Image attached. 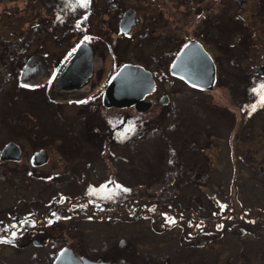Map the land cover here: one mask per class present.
<instances>
[{
    "label": "flooded vegetation",
    "instance_id": "obj_1",
    "mask_svg": "<svg viewBox=\"0 0 264 264\" xmlns=\"http://www.w3.org/2000/svg\"><path fill=\"white\" fill-rule=\"evenodd\" d=\"M64 1L80 2L77 7H59L62 14H56L61 19L64 16L68 30L76 27L80 31L79 40L54 58L51 69L48 65V73H45L46 67H42L47 56L39 51L31 52L26 58L18 55L20 58L14 63L17 66L15 69L8 67L9 73L14 74L17 82L25 83L27 88L37 86L38 90L53 97L55 105H62V101L77 102L87 110L97 99L99 112L107 113L106 116L100 115L107 127L104 130L97 124L94 130L100 134L98 142L109 150L108 154L116 162L123 155L113 146L128 143L135 149L136 141L144 140L141 137L146 138L148 134H156L155 130L159 129L161 136L153 139L162 138L167 146V167L158 173L164 181L158 185L137 183L129 178L132 171L122 175L115 164L108 162L105 163L104 175L99 177L96 176V170H99L91 160L87 161L88 171L79 169L75 177L68 164L63 171L58 169L60 162L67 160L62 154L55 156L45 147L25 151L18 140H6L0 146V183H7L5 190L0 192V264H264V195L259 194L261 190L256 187L253 189L255 198L249 199L238 181L240 165L245 163L253 167L245 175L250 178L256 176L255 183L264 185V158L243 152L246 149L240 148L243 139L255 141L250 137L256 135L255 124H232L226 141L232 168L228 184H225L220 183L213 173L206 175L204 169L188 168L182 175L183 170L178 167L182 155L167 132L168 124H164L162 119L165 113H180L181 108L172 89L174 83L181 82L202 93L218 86V60L206 39L210 27L222 24L229 15L232 20L246 24L252 16L258 15L262 3L257 9H252L244 5L249 0H143V4H149L146 8L135 0L130 3L107 0V14L113 20L116 18V27L109 25L101 32L95 30L93 20H89L99 10L102 13L99 0H88L86 4L84 0ZM250 9V14L243 12ZM67 12L73 13L68 15ZM126 13L128 19L123 25ZM73 17H78V22L71 20ZM69 34L67 37L70 38L76 35ZM57 35L61 37L63 34ZM120 39H126V49L133 55L123 57ZM196 42L203 45L215 66L211 88L192 84L173 72L182 51ZM81 44L89 45L91 54V72L87 61L85 68L83 64L80 68L86 72L88 81L83 87H60L58 79ZM136 51L143 52L138 54ZM126 64L143 66L153 80L149 83L145 99H142L146 104H138L141 109L136 103L107 105L104 101L108 85ZM263 66L264 61L256 64L250 76L247 75L252 81L251 95L258 98L255 107L261 106L259 100L264 101V70H259ZM41 74L45 76L39 77ZM199 75L201 79L205 76L204 72ZM167 82L170 83L169 88L165 87ZM228 108L231 110V105ZM246 111L245 105H239L243 117ZM250 113L253 114L252 109ZM151 124L153 131H149ZM87 129L91 130L89 124ZM193 141V150L205 156V142L198 144V139ZM67 144L72 153L73 146L70 141ZM125 158L130 162L128 157ZM136 183L140 185L136 186ZM8 192L14 195L12 199H9ZM44 192H47V197L40 195ZM61 199L65 200L62 202ZM49 203L54 204L50 206ZM64 204L66 206L61 208L65 216L57 218L59 212L57 214L55 208ZM84 223H98L101 231L88 235H93L94 240H89L85 233L84 237L78 230ZM65 224L67 228L64 231H54L56 226ZM130 225L137 232H132L131 236L124 235L121 231ZM149 226L157 234L174 232L177 241L160 249L149 247L140 250L135 241L140 236L142 238ZM72 227L74 231H71ZM109 227L112 231L106 232ZM142 228L144 231L140 232ZM95 235H98L97 239ZM137 251L139 259L133 254Z\"/></svg>",
    "mask_w": 264,
    "mask_h": 264
},
{
    "label": "rangeland",
    "instance_id": "obj_2",
    "mask_svg": "<svg viewBox=\"0 0 264 264\" xmlns=\"http://www.w3.org/2000/svg\"><path fill=\"white\" fill-rule=\"evenodd\" d=\"M131 1L133 0H123L126 3ZM135 1H138V4L141 2L142 6L149 8V4L146 2L142 3L143 0ZM77 3L79 4L80 2L64 0H0V141H3L0 146L6 140L13 138L23 144L25 151H34V149L45 147L49 149V153L51 152L55 156L60 157V154H62L67 160L64 163L60 162L58 169L63 171L68 164L71 166L75 177H77L76 171L79 169L80 171H88L87 161L91 160L93 161V166L99 170V172L96 170V176L104 175L105 163L108 162L115 164L114 167L122 175L132 171L133 175L130 174L129 178L134 179L137 183L161 184L164 178L160 177L158 173L159 170L163 171L167 167L166 158L168 157V152L162 138H158L160 141L153 139L155 136H161L159 129L155 130L156 134H148L146 138L141 137L144 140L136 141L135 149L128 143H120L118 146H116L117 144L113 146L123 155L119 156L117 163L108 154L109 150L107 148L104 149V146L98 142L100 134L94 130L97 124L102 126L104 130L107 127V124L104 123L105 119L100 116H106L107 113L104 112L103 115L102 112H99L96 106L97 99L90 104V107L88 106L89 108L87 107V110L77 102L65 103V101H62V105H55L53 97L42 92V90H38L37 86L27 88L25 83L17 82L14 74L9 73L8 67L15 69L17 66L14 63L16 59L20 58L18 55L26 58L34 51L42 52L47 56L43 59L44 65L42 67L45 66V73H48V65L51 69L55 62L53 61L54 58L64 48L74 43L75 40H79L77 37L80 35V31L76 27L68 30L65 27L67 23L64 22V16L62 15L63 18L61 19L60 15H56L61 13L60 8L77 7ZM260 3L262 4L259 6ZM98 5H102V13L99 10L96 14L94 13L89 17V20H93L94 29L104 32L109 25L116 27V18L113 20L107 14L109 5L107 0H99ZM244 5L248 8L253 7L252 9H257L259 6L258 15L252 16L246 24L235 21L237 19L232 20L229 15V17H225L222 24L211 26L209 35L206 38L209 44L208 47L210 46L211 48H209L213 49L218 60L220 68L218 86L202 93L181 82L173 84L172 89L174 97L181 108L180 113L177 114L178 116L173 114L175 113L174 111L165 113L162 119L164 124H168L167 132L173 137L174 144L182 155L178 165L183 170L182 175L185 174V170L188 168L204 169L206 170V175L213 173L216 178L220 179V183L228 184L232 166L230 156H227L228 146L226 141L232 124H255L254 131L256 135L250 136L254 137L255 141L243 139L240 148L241 150L246 149L243 152L257 154L264 158V101H258V104L261 105L258 107L261 108L257 111L258 107H255V103H257L258 98L251 95L250 86L252 81L251 79L248 80L249 78L247 77V75L250 76L251 70L253 72L256 64L264 61V19L260 16L264 14V0H249ZM237 6L240 7V4L237 3ZM234 9L236 8L233 7ZM243 12L250 14L251 9ZM70 13L73 12H67L68 15H71ZM71 20L77 21L78 17H73ZM103 20H105V23ZM200 27H202L201 23ZM68 33H71L69 35L76 33V35L70 38L67 37ZM57 34L63 35L59 37ZM120 50L124 53V58H127L128 55H133L132 51L126 49V39H120ZM136 52L140 53L139 51ZM42 53L40 54L43 58L44 55ZM137 57L140 56L137 55ZM6 60L11 62L8 64L6 62L5 64ZM43 76L45 74H41L39 77ZM162 82L164 83V81ZM169 85L170 83L167 82L165 87L169 88ZM249 94L251 98H249ZM241 104L245 105V109H247L244 113L245 117L239 112V105ZM228 105H231V110ZM251 109L252 115H250ZM87 124L90 125L91 130L87 129ZM151 126L152 129L149 131L154 130L152 124ZM147 129L148 126L143 131V134H145ZM137 132L140 133L138 126ZM202 138L206 141H203ZM194 139H198V144L205 142L207 146L205 156L202 153L198 154L191 147L194 145ZM69 141L73 146L72 153L67 148L68 144L65 145ZM125 157H128L130 162H127ZM70 160L72 161L69 162ZM81 166L86 167L82 168ZM256 167L258 168V165ZM251 169H253L251 165L241 164L239 172L241 175L238 181L243 186L244 195L249 199H254L253 189L257 187L258 190H261L259 194L262 193L264 195V185L260 186V183H255L256 176L250 178L245 175ZM92 173L95 174L94 172ZM63 181H67V179ZM77 182L76 179V187L79 186ZM73 183L75 184V182ZM137 183L136 186H139L140 184ZM5 185L7 183H0V192L5 190ZM186 187L183 189H186ZM187 190L190 191V188ZM67 191H70V188H67ZM40 195L48 196L47 192L40 193ZM8 196L9 199L14 197L12 192H8ZM262 197L264 199V196ZM61 200L63 202L65 199ZM56 201L58 202L57 198ZM53 204L51 203L50 206ZM65 206L64 204V206L61 205L59 208H55L57 214L58 212L59 214L61 213L60 215L58 214L57 218L65 216L62 213ZM97 224L84 223L79 227L81 229L78 230L84 237L87 236L89 240H94L93 235H91L92 237L88 235L97 234L101 231ZM47 226L51 227L50 225ZM66 228V224L61 227L56 226L54 231L60 232ZM74 230L75 228L72 227L71 231ZM141 230L140 232L144 231L143 228ZM105 231L112 230L109 227ZM121 232L125 233L124 235L131 236L132 232L136 233L137 230L130 225ZM145 232L142 238L140 236L135 241L140 250L149 247L160 249L177 241L174 232L168 235H165V233L157 234L150 226ZM95 236L97 239L98 235ZM133 254L135 257L139 256L137 257L138 259L140 258L138 251Z\"/></svg>",
    "mask_w": 264,
    "mask_h": 264
},
{
    "label": "water",
    "instance_id": "obj_3",
    "mask_svg": "<svg viewBox=\"0 0 264 264\" xmlns=\"http://www.w3.org/2000/svg\"><path fill=\"white\" fill-rule=\"evenodd\" d=\"M128 19L126 13L122 24ZM89 45L81 44L72 57L68 66L61 73L58 83L60 87H79L88 81L86 72L80 69L82 64L85 68V62L89 63V73L91 72V54L88 51ZM214 63L209 53L203 45L196 42L188 45L177 58L173 72L182 76L185 80L195 85L211 88L214 83L215 71ZM264 70V66L259 68ZM204 75L199 78V74ZM80 73L82 75H80ZM78 74V75H75ZM153 81L147 74V70L141 65L126 64L114 76L104 95V101L107 105L116 104H146L142 99L150 89L149 83ZM130 97V98H129ZM141 109V108H140Z\"/></svg>",
    "mask_w": 264,
    "mask_h": 264
},
{
    "label": "trees",
    "instance_id": "obj_4",
    "mask_svg": "<svg viewBox=\"0 0 264 264\" xmlns=\"http://www.w3.org/2000/svg\"><path fill=\"white\" fill-rule=\"evenodd\" d=\"M260 16L263 17V19H264V14L263 15L261 14ZM237 22H241V21H237ZM241 23L243 24V22H241Z\"/></svg>",
    "mask_w": 264,
    "mask_h": 264
},
{
    "label": "snow or ice",
    "instance_id": "obj_5",
    "mask_svg": "<svg viewBox=\"0 0 264 264\" xmlns=\"http://www.w3.org/2000/svg\"><path fill=\"white\" fill-rule=\"evenodd\" d=\"M88 2V0H84V3L86 4ZM87 39V38H86ZM262 87H264V86H262ZM174 222V221H173Z\"/></svg>",
    "mask_w": 264,
    "mask_h": 264
}]
</instances>
